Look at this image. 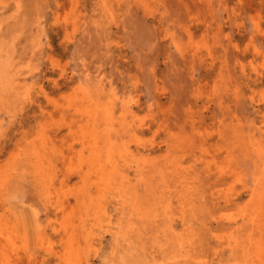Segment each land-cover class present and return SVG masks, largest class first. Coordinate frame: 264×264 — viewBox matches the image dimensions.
Segmentation results:
<instances>
[{
    "label": "rangeland",
    "instance_id": "rangeland-1",
    "mask_svg": "<svg viewBox=\"0 0 264 264\" xmlns=\"http://www.w3.org/2000/svg\"><path fill=\"white\" fill-rule=\"evenodd\" d=\"M0 264H264V0H0Z\"/></svg>",
    "mask_w": 264,
    "mask_h": 264
}]
</instances>
